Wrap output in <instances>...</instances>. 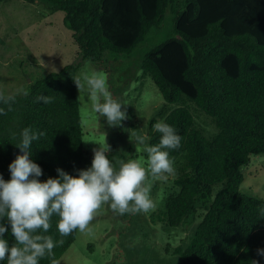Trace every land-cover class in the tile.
<instances>
[{"label":"trees","instance_id":"16d2710c","mask_svg":"<svg viewBox=\"0 0 264 264\" xmlns=\"http://www.w3.org/2000/svg\"><path fill=\"white\" fill-rule=\"evenodd\" d=\"M26 1L45 2L64 12V25L81 57L34 79L22 94H0L4 179L11 178L8 166L21 154L13 143L24 128L45 133L31 149L43 169L42 181L56 177L57 168L75 175L91 164L94 153L84 148L74 80L82 61L115 73L122 58L160 29L171 11L173 34L148 50L134 73L120 71L126 74V85L142 71L165 99L150 118L148 144L159 142L152 127L156 122H166L181 137L179 149L169 153L176 159L173 189L152 214L166 229H190L186 242L167 245L173 254L168 264H264V256L257 255L264 248V218L259 216L264 199L242 188L243 168L252 155H264V0ZM41 96L52 102L38 101ZM202 111L212 119L211 134L196 122L195 113ZM117 136L109 135L113 147ZM116 153L107 154L117 168L123 156ZM57 220L51 218L45 235L63 243L40 264H56L76 239L78 230L60 236ZM5 237L13 243L8 233Z\"/></svg>","mask_w":264,"mask_h":264},{"label":"rangeland","instance_id":"374dc122","mask_svg":"<svg viewBox=\"0 0 264 264\" xmlns=\"http://www.w3.org/2000/svg\"><path fill=\"white\" fill-rule=\"evenodd\" d=\"M63 19V11L52 10L45 2L0 1V94H22L34 79L79 60V47ZM173 32V14L168 11L162 27L151 31L130 56L122 58L117 72H112L111 67L107 72L106 67L88 59L82 61L77 79L81 82L78 92L83 144L89 153L99 147L98 143L107 142L111 152L123 156L121 160H135L147 170L145 149L150 147L149 121L165 99L153 79L144 77L142 71L128 85L124 84L126 74L120 71L134 73L144 54ZM93 73L105 80L110 95L126 110V118L119 126H109L93 110V101L83 80L84 75ZM120 76L125 78L122 80ZM204 113H195L196 122L211 134L215 128L211 117ZM112 133H118L114 147L109 138ZM171 160L175 169L176 159ZM243 172L242 188L264 199V155H252ZM175 177L176 173L162 181L147 173L143 186L154 202V208L148 213L119 215L108 204H102L88 229L78 230L75 241L56 264H168L173 254L171 249L166 250L167 245L171 248L186 242L190 229L184 226L166 229L152 219V214L160 208L168 190L173 189Z\"/></svg>","mask_w":264,"mask_h":264},{"label":"clouds","instance_id":"9594fccd","mask_svg":"<svg viewBox=\"0 0 264 264\" xmlns=\"http://www.w3.org/2000/svg\"><path fill=\"white\" fill-rule=\"evenodd\" d=\"M74 80L80 88V79ZM83 80L94 112L109 126H119L127 113L110 95L105 80L96 73L84 75ZM37 100L52 102L48 96ZM152 127L160 138L158 144L145 149L147 170L135 160H121L116 168L107 154L111 146L104 142L93 149L89 167L77 170L75 175L57 168L56 177L43 181L39 179L43 169L32 159L31 149L33 142L45 133L22 129L18 142L13 143L21 154L8 166L11 178L5 180L0 174V264H40L41 259L50 258L53 249L63 243L45 235L53 216L58 217L56 229L64 237L76 230L85 232L102 204H108L119 215L152 210L154 202L143 186L146 175L150 172L153 177L167 181L175 173L170 150L181 146V137L166 122H156ZM259 216L264 218V207L260 208ZM5 233L13 243L10 244ZM257 255L264 256V248H259ZM253 264L259 262L253 261Z\"/></svg>","mask_w":264,"mask_h":264}]
</instances>
